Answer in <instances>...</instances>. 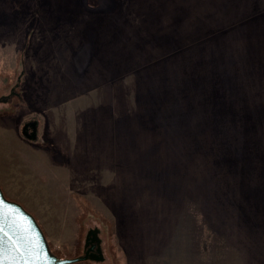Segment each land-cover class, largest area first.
Returning a JSON list of instances; mask_svg holds the SVG:
<instances>
[{
    "label": "rangeland",
    "instance_id": "obj_1",
    "mask_svg": "<svg viewBox=\"0 0 264 264\" xmlns=\"http://www.w3.org/2000/svg\"><path fill=\"white\" fill-rule=\"evenodd\" d=\"M0 189L58 257L94 232L68 264H222L264 210V0H0Z\"/></svg>",
    "mask_w": 264,
    "mask_h": 264
},
{
    "label": "water",
    "instance_id": "obj_2",
    "mask_svg": "<svg viewBox=\"0 0 264 264\" xmlns=\"http://www.w3.org/2000/svg\"><path fill=\"white\" fill-rule=\"evenodd\" d=\"M92 234L89 232L84 255L58 257L50 250L35 218L22 205L7 199L0 189V264H68L84 260L95 247Z\"/></svg>",
    "mask_w": 264,
    "mask_h": 264
},
{
    "label": "crops",
    "instance_id": "obj_3",
    "mask_svg": "<svg viewBox=\"0 0 264 264\" xmlns=\"http://www.w3.org/2000/svg\"><path fill=\"white\" fill-rule=\"evenodd\" d=\"M241 208L219 219L222 230L210 232L223 241L222 264H264V210Z\"/></svg>",
    "mask_w": 264,
    "mask_h": 264
}]
</instances>
